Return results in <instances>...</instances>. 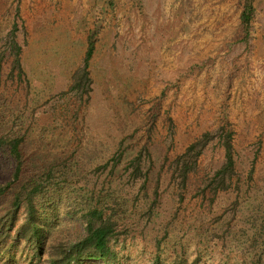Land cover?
I'll use <instances>...</instances> for the list:
<instances>
[{
	"label": "rangeland",
	"instance_id": "1",
	"mask_svg": "<svg viewBox=\"0 0 264 264\" xmlns=\"http://www.w3.org/2000/svg\"><path fill=\"white\" fill-rule=\"evenodd\" d=\"M243 4L0 0V139L23 136L26 161L0 217L22 184L50 175L37 203L52 241L82 239L85 215L109 195L108 214L126 230L110 264H264V0L248 39ZM15 23L21 78L6 51ZM91 36L92 91L81 97L69 89ZM224 127L234 132L231 189L215 195L210 183L224 163L219 138L181 187L174 158ZM145 147L144 185L124 172ZM14 169L0 150V184Z\"/></svg>",
	"mask_w": 264,
	"mask_h": 264
},
{
	"label": "trees",
	"instance_id": "2",
	"mask_svg": "<svg viewBox=\"0 0 264 264\" xmlns=\"http://www.w3.org/2000/svg\"><path fill=\"white\" fill-rule=\"evenodd\" d=\"M254 1L244 0L240 14L245 39L250 36L255 14ZM17 31L18 24L15 23L6 51L11 56L10 75L14 76L16 73L21 78L24 74L22 47L17 40ZM95 49V40L91 36L88 38L82 66L75 73L69 92H74L81 97L89 96L91 93L90 64ZM215 138H219L222 142L225 158L221 168L211 177L212 191L216 195L231 189L232 180L236 174L234 132L225 127L215 133H204L183 153L174 158L173 174L174 178L179 180L181 187L185 188L191 174L195 173L198 168V160L205 146ZM24 142L23 136L0 139V150L15 163L11 181L0 184V198L6 196L12 188L22 182L26 166L23 153ZM149 157L148 149L143 148L127 162L124 173L133 181L143 180L145 185L148 172L143 171V163ZM111 161L109 160L98 170L108 168ZM116 166L115 162L112 169ZM112 169L110 170L111 175L113 174ZM45 176L38 181L22 184L13 196L9 210L0 217V264H87V261H101L104 264H110L116 262L118 253L115 249V240L126 234V230L120 229L119 223L108 214V208L104 202L109 195H102L100 199L96 198V204L85 215L86 233L82 239L75 242L52 241L46 228L40 222L43 214L37 203L39 198L47 196L48 186L53 184L50 175ZM21 211L24 212V220L18 222Z\"/></svg>",
	"mask_w": 264,
	"mask_h": 264
}]
</instances>
